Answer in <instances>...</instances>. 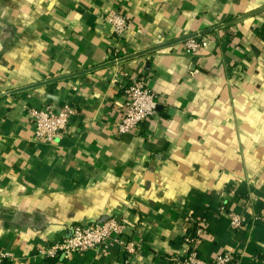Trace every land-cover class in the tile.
<instances>
[{"label": "crops", "instance_id": "crops-1", "mask_svg": "<svg viewBox=\"0 0 264 264\" xmlns=\"http://www.w3.org/2000/svg\"><path fill=\"white\" fill-rule=\"evenodd\" d=\"M116 12L119 40L103 19ZM126 74L149 79L158 109L119 135ZM65 104L68 128L36 141L29 110ZM115 216L134 253L38 254ZM200 225L201 259L264 264V0H0L2 264H176Z\"/></svg>", "mask_w": 264, "mask_h": 264}, {"label": "built area", "instance_id": "built-area-1", "mask_svg": "<svg viewBox=\"0 0 264 264\" xmlns=\"http://www.w3.org/2000/svg\"><path fill=\"white\" fill-rule=\"evenodd\" d=\"M110 25L113 37L121 39L130 28L129 18L120 12L112 13L103 17ZM205 37L196 35L188 37L184 41L187 55L199 54L204 45ZM129 77L128 85L124 87L125 104L120 121L115 129L119 135L135 133L141 125L156 115L158 100L156 93L149 85L147 77L136 74H126ZM76 108L71 104H65L60 109L53 105L33 107L29 110L33 122V134L36 141L52 143L65 131L71 118L76 114ZM230 227L233 230L241 228L246 223V217L239 213L229 212ZM71 235L62 237L52 245H46L38 249L42 257L70 258L75 254L98 250L115 243L130 252H135V245L124 240L126 223L120 217L115 216L104 222H92L86 225H76L71 229ZM204 227L200 225L194 233L186 236V242L193 247L192 254L184 261L177 264H232L236 256L231 253L219 255L210 260L201 259L197 253L199 236ZM196 249V250H195ZM14 253L10 250L0 251V264L14 260Z\"/></svg>", "mask_w": 264, "mask_h": 264}, {"label": "water", "instance_id": "water-1", "mask_svg": "<svg viewBox=\"0 0 264 264\" xmlns=\"http://www.w3.org/2000/svg\"><path fill=\"white\" fill-rule=\"evenodd\" d=\"M103 222V221H102ZM71 235V234H70Z\"/></svg>", "mask_w": 264, "mask_h": 264}, {"label": "trees", "instance_id": "trees-1", "mask_svg": "<svg viewBox=\"0 0 264 264\" xmlns=\"http://www.w3.org/2000/svg\"><path fill=\"white\" fill-rule=\"evenodd\" d=\"M177 264V263H176Z\"/></svg>", "mask_w": 264, "mask_h": 264}]
</instances>
